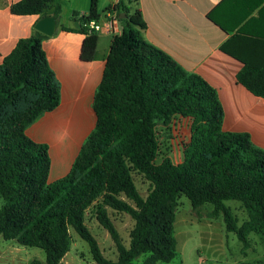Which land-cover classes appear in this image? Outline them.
Instances as JSON below:
<instances>
[{
  "label": "trees",
  "instance_id": "1",
  "mask_svg": "<svg viewBox=\"0 0 264 264\" xmlns=\"http://www.w3.org/2000/svg\"><path fill=\"white\" fill-rule=\"evenodd\" d=\"M55 0H22L12 6L17 15H45ZM98 0L88 14L72 18L86 35L82 59L92 61L99 33ZM124 12L126 25L112 40L103 79L94 98L96 124L82 144L70 172L50 181L49 145L30 139L26 129L61 103V86L43 46L46 36L18 41L0 64V237L21 246L42 249L47 264H59L71 250L74 230L87 242L97 264H173L178 256L174 234L178 199L194 208L214 206L223 214L227 231L244 248L250 235H264V149L245 133L223 130L224 112L216 90L203 78L185 71L171 56L142 38L139 11L130 15L123 5L107 8ZM61 7L54 15L59 17ZM65 29V28H64ZM65 30H68L67 28ZM253 94L264 98V64L245 61L237 76ZM176 116L191 119L184 160L157 164V127ZM143 175L151 188L143 197L134 179ZM125 197V198H124ZM240 201L248 214L242 225L226 202ZM94 208L96 221L115 243L118 257L107 258L86 223ZM129 214L134 227L126 246L108 209ZM31 264H42L34 259Z\"/></svg>",
  "mask_w": 264,
  "mask_h": 264
},
{
  "label": "crops",
  "instance_id": "2",
  "mask_svg": "<svg viewBox=\"0 0 264 264\" xmlns=\"http://www.w3.org/2000/svg\"><path fill=\"white\" fill-rule=\"evenodd\" d=\"M20 1L0 0V64L18 41L38 31L35 25L43 16H55L56 7H61L59 17L55 16L58 21L55 34H44L43 42L61 86V103L30 124L26 134L38 143L52 142L51 145L66 153L71 149L69 146L78 143V156L94 129L87 136L81 134L85 113H95V94L115 35L101 32L94 59L84 61L81 53L86 35L81 32L80 21L72 15L74 12L88 14L92 0H55L45 15L14 14L12 6ZM116 4L126 7L130 15L140 12L145 23L141 29L145 42L171 56L185 71L200 76L216 90L224 112V131L248 134L254 145L264 149V98L253 94L237 78L245 61L264 64V0H98L101 22L106 19L107 8ZM125 25L120 22L118 35ZM77 126L78 129L71 130ZM66 138L70 143L65 148ZM74 161L63 175L49 180L65 177ZM91 260L95 262L92 256ZM32 261L29 257L22 258L20 253L0 256V264H31ZM86 261L87 256L72 254L70 250L59 264Z\"/></svg>",
  "mask_w": 264,
  "mask_h": 264
},
{
  "label": "rangeland",
  "instance_id": "3",
  "mask_svg": "<svg viewBox=\"0 0 264 264\" xmlns=\"http://www.w3.org/2000/svg\"><path fill=\"white\" fill-rule=\"evenodd\" d=\"M85 114V124L81 128V134L84 133V136H87L95 126L96 116L95 113ZM190 121V118L176 116L169 126L160 125L157 127V137L160 147L156 160L157 164L162 163L166 158H170L175 164L183 162V146L190 140L191 136ZM73 129H78V126L71 130ZM61 133L59 131L58 135ZM69 143V138H66L64 140V147L66 148V145H69ZM46 144L50 146L52 167L49 178L53 180L66 172L69 165L76 159L75 157L77 156L80 145L76 143L69 146L71 149L66 153L60 147L51 145L52 142ZM134 179L143 197L147 196L151 188V183L143 175L138 173H134ZM4 203V198L0 197V209ZM226 204L238 218V225H242L248 220L247 211L240 201L231 199ZM213 209L214 206L211 204L194 208L190 200L184 195L178 199L176 221L174 222V234L178 242V256L172 263L264 264V235L252 233L249 237L250 247L244 248L237 235L227 231L223 214L214 216L212 214ZM108 212L124 244L129 246L130 234L135 223L133 222V218L129 214L117 212L110 208ZM96 220L94 208H90L85 221L99 241L104 255L109 259L116 260L118 253L115 243L109 232ZM71 234L73 236L71 253L75 254L77 252L87 256V261L83 264H97L91 260V253L87 242L82 240L74 230H71ZM11 253H20L24 259L26 257H29L31 260L38 259L44 261L46 264V254L42 249L21 246L16 240H6L0 237V256ZM144 258V255L140 256L135 264H142Z\"/></svg>",
  "mask_w": 264,
  "mask_h": 264
},
{
  "label": "built area",
  "instance_id": "4",
  "mask_svg": "<svg viewBox=\"0 0 264 264\" xmlns=\"http://www.w3.org/2000/svg\"><path fill=\"white\" fill-rule=\"evenodd\" d=\"M120 15L117 10H110L106 12V19L104 22L92 20L89 23L91 30L97 33L106 32L113 35H118L120 31Z\"/></svg>",
  "mask_w": 264,
  "mask_h": 264
},
{
  "label": "water",
  "instance_id": "5",
  "mask_svg": "<svg viewBox=\"0 0 264 264\" xmlns=\"http://www.w3.org/2000/svg\"><path fill=\"white\" fill-rule=\"evenodd\" d=\"M125 14L120 15V19L125 18ZM57 17L53 15L43 16L35 25V28L46 36H53L57 30Z\"/></svg>",
  "mask_w": 264,
  "mask_h": 264
},
{
  "label": "bare ground",
  "instance_id": "6",
  "mask_svg": "<svg viewBox=\"0 0 264 264\" xmlns=\"http://www.w3.org/2000/svg\"><path fill=\"white\" fill-rule=\"evenodd\" d=\"M72 129V128H71Z\"/></svg>",
  "mask_w": 264,
  "mask_h": 264
}]
</instances>
